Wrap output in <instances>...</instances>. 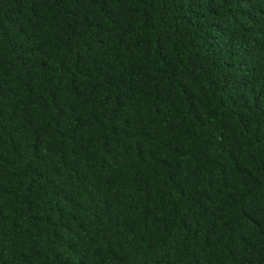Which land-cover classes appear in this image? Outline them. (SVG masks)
<instances>
[{
  "label": "trees",
  "instance_id": "obj_1",
  "mask_svg": "<svg viewBox=\"0 0 264 264\" xmlns=\"http://www.w3.org/2000/svg\"><path fill=\"white\" fill-rule=\"evenodd\" d=\"M0 264H264V0H0Z\"/></svg>",
  "mask_w": 264,
  "mask_h": 264
}]
</instances>
